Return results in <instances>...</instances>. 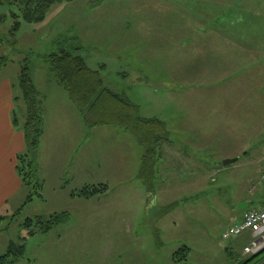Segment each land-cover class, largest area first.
I'll list each match as a JSON object with an SVG mask.
<instances>
[{"label": "rangeland", "instance_id": "obj_1", "mask_svg": "<svg viewBox=\"0 0 264 264\" xmlns=\"http://www.w3.org/2000/svg\"><path fill=\"white\" fill-rule=\"evenodd\" d=\"M208 8L217 14V30L226 22L220 14H237L238 24L240 17L243 21L236 34L243 47H237L239 59L212 61L210 70L204 66ZM11 10L18 14L15 6H0V15H6L2 36L12 23ZM43 24L47 31L40 23L22 21L15 44L0 43V86L9 84L8 101L19 120L15 128L22 131L25 121L18 88L25 63L39 92L44 128L33 167L29 170L16 156L21 186L0 207V255L10 242L25 247L22 256L3 264H238L248 258L241 255L243 235L224 239L221 234L233 223L234 199L247 196L254 208L257 186L264 184V0H69L51 6ZM60 48L73 49L91 69H99L103 85L125 93L142 117L165 123L169 140L158 146L155 171L175 166L187 173L179 179L184 189L178 196L191 195L188 200L145 204L139 190L129 196L114 187L125 182L107 170L105 161L132 138L119 127L84 122L50 71L47 55ZM215 49L231 55L222 41ZM136 150L131 144L132 156ZM18 154H27L26 146ZM102 162L99 169L93 167ZM18 165L25 167L22 177ZM129 170H136L133 160ZM99 182L108 185L103 195L70 196ZM130 182L153 183L138 174ZM29 195L32 200L24 204ZM63 211L68 217L48 231L38 223L28 230L21 225L27 218L45 220ZM140 236L158 237V249L147 238L151 249L139 250L141 244L130 238ZM182 246L188 250L172 259Z\"/></svg>", "mask_w": 264, "mask_h": 264}, {"label": "trees", "instance_id": "obj_2", "mask_svg": "<svg viewBox=\"0 0 264 264\" xmlns=\"http://www.w3.org/2000/svg\"><path fill=\"white\" fill-rule=\"evenodd\" d=\"M69 0H0V6H15L18 14L10 11L12 23L4 36L0 35V43L15 44V35L22 21L41 22L45 19L47 12L55 3ZM6 15H0V22L5 20ZM77 49V47H73ZM73 49L60 48L56 52L47 55L50 71L56 80L67 91L71 101L81 113L84 122L89 126L111 125L128 132L137 142L141 149V164L138 176L145 181H153L155 178V154L161 142L168 141V130L165 123L156 117H142L138 112V105L133 103L125 93H118L105 87L99 69H91L83 57ZM18 88L20 97L25 105V121L22 125L27 154H18L17 158L21 163L27 162V168L33 167V158L37 150L39 138L43 132V120L39 110V92L36 89L30 69L25 63L18 75ZM12 122L19 127V120L12 113ZM31 157V158H30ZM237 159V158H236ZM35 161V160H34ZM19 172L24 174V168ZM23 175L21 174V177ZM26 176L24 175V180ZM25 181V180H24ZM23 181V182H24ZM154 182V181H153ZM25 183V182H24ZM145 184L147 189L153 187ZM108 191V185L104 183L86 184L72 190L70 196L89 199L103 195ZM32 200L31 195L27 197L24 204ZM68 212L54 213L45 220L35 216L34 219L27 218L23 223L27 230L32 224H40L39 229L48 231L53 226L65 221ZM34 230L28 231L33 235ZM25 238L22 237V240ZM24 244L10 242L7 251L0 255V264L9 259H15L23 255ZM184 251L187 248L183 249ZM181 250V251H183ZM245 261H240L239 264Z\"/></svg>", "mask_w": 264, "mask_h": 264}, {"label": "crops", "instance_id": "obj_3", "mask_svg": "<svg viewBox=\"0 0 264 264\" xmlns=\"http://www.w3.org/2000/svg\"><path fill=\"white\" fill-rule=\"evenodd\" d=\"M206 2H212V0H206ZM214 11L212 12L211 8H208V12L204 13L203 16V24H204V34H206V37L208 38L206 41V47L204 49V66L208 68L209 70L214 65V61L218 62H225L228 60H234L237 61L240 57L237 56V47H239V50L241 51L243 49L242 43H239L237 41V35L240 34L242 31V23L241 20L242 17H240V24L237 22V14H220V17H224L226 20L225 24L219 23V29L217 30L215 25L216 23L213 22V19L216 18V15ZM46 18V17H45ZM45 19L40 23V29L41 31L45 30L47 31L49 26L44 25ZM240 27L239 29H237ZM222 29L225 31L222 32ZM223 33V37L221 38ZM221 41L223 42V46L225 49L228 47L230 48V54H227V50L223 54L222 50L218 52L215 48L216 45L220 44ZM218 42V44H217ZM222 48V45H221ZM212 52V53H211ZM213 61V62H212ZM238 64H232V66H237ZM33 79V78H32ZM34 82V80H33ZM8 82H5L3 85L0 86V207L4 204V202H7L8 199L14 194L16 189L21 186L20 179L18 178V175L16 174L14 164H15V158L18 155L19 151L24 149L25 142H24V136L22 131L15 128L12 122V113L13 109L11 106V103L8 101V97H11V94L7 91ZM35 85V83H34ZM36 87V86H35ZM37 89V88H36ZM43 119V118H42ZM44 129V128H43ZM130 135V134H128ZM131 136V135H130ZM132 140L125 141L124 139V145L122 149L115 150L110 154L109 160L105 161L106 168L108 171H113L112 174L115 177V172L117 173L116 178H118L119 182H125V184L122 183H115L114 187H123V193L130 196L131 193H134L136 191L139 192V196L143 199L145 197V204H148L155 200L157 203L163 204L162 201L165 202V204H179V202H183L188 200L191 195L184 196V198H179L178 194L180 190L184 189L183 187H180L179 185V179L183 176H186L187 173H182L180 171H177L175 166H172V169L170 172H167V168L163 169L166 170L164 173H159L155 171V178L153 182V187L150 189H147V187L144 185H140L139 182L131 183L130 180L133 175H137L139 171V167L141 164V149L138 146L136 140L131 136ZM131 144L135 145V148L137 149L136 152H134L133 156L131 155ZM183 150L187 149L186 147H182ZM179 152H183L182 150H175L174 153L179 154ZM188 155L195 156L196 152L188 151ZM155 167L160 163L157 161V156L155 157ZM134 161L136 164V170L131 173L130 172V165L131 161ZM202 162V161H201ZM203 163V162H202ZM102 164V165H100ZM99 165H94L93 167L96 169H99L100 166H103L104 162L100 163ZM204 164V163H203ZM227 165V164H226ZM263 168V165H262ZM262 168L260 172V177L262 174ZM208 170V169H207ZM220 169L217 168L214 171H219ZM210 171V170H209ZM193 173L186 178H192ZM210 174L207 178H209ZM173 181H168V180ZM157 180V182H155ZM100 183V182H99ZM103 183V182H101ZM106 184V183H104ZM133 185V186H132ZM184 185V184H183ZM182 185V186H183ZM155 190L156 193H153ZM257 199H256V206L254 208H251L250 205L252 204V200H249L247 196H240L234 199V202L237 204H244L242 207L235 209L234 213L230 212V216L233 217V223L241 222L245 216V214L252 210V209H260L264 206V184L262 187L257 186ZM167 196V198H165ZM164 199V200H163ZM131 199L129 198L128 201ZM144 201V200H143ZM161 201V202H160ZM125 204L126 200L124 199ZM169 205H166V207ZM161 211L164 209L162 206H160ZM178 207V206H176ZM234 206H231L232 209ZM64 212V211H63ZM238 213V214H237ZM235 215V216H234ZM232 223V224H233ZM229 226V225H228ZM242 236V242H241V255L243 257H248L246 259H240V261H245L242 264H264V249L261 250L257 254H245L243 253V247L247 245L250 240L251 236L249 233L245 232ZM239 235V236H241ZM126 237V236H125ZM148 239L152 240L153 246L157 247V244L159 243L158 237H146V236H140L138 239H132L130 238V242L132 243H139L141 244L139 246V250H149L151 249L148 245ZM124 239V238H123ZM127 240V237H126ZM235 242L232 241L229 243L230 245ZM143 243H146V246L144 247ZM185 247H180V249H177L174 252V255H172V259L177 256L178 253L183 252ZM183 250V251H181ZM188 250V249H187ZM225 252L228 250V247L224 248ZM263 257V258H262ZM239 264V263H238Z\"/></svg>", "mask_w": 264, "mask_h": 264}, {"label": "built area", "instance_id": "obj_4", "mask_svg": "<svg viewBox=\"0 0 264 264\" xmlns=\"http://www.w3.org/2000/svg\"><path fill=\"white\" fill-rule=\"evenodd\" d=\"M261 181L264 182V165ZM245 232L250 234L251 240L243 247V253L254 255L264 249V206L248 211L241 222L233 223L224 229L221 237L227 239Z\"/></svg>", "mask_w": 264, "mask_h": 264}, {"label": "water", "instance_id": "obj_5", "mask_svg": "<svg viewBox=\"0 0 264 264\" xmlns=\"http://www.w3.org/2000/svg\"><path fill=\"white\" fill-rule=\"evenodd\" d=\"M235 160H236V158L223 160V161H222V164H223V165H226V164H229V163H231V162H233V161H235ZM243 205H244V204H239V205L237 206V208H240V207H242Z\"/></svg>", "mask_w": 264, "mask_h": 264}]
</instances>
